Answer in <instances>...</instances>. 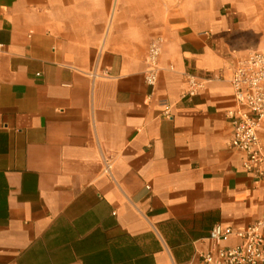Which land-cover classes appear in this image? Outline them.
<instances>
[{
  "label": "crops",
  "instance_id": "crops-1",
  "mask_svg": "<svg viewBox=\"0 0 264 264\" xmlns=\"http://www.w3.org/2000/svg\"><path fill=\"white\" fill-rule=\"evenodd\" d=\"M251 52L264 0H0V264H204L258 220L226 116Z\"/></svg>",
  "mask_w": 264,
  "mask_h": 264
},
{
  "label": "built area",
  "instance_id": "built-area-1",
  "mask_svg": "<svg viewBox=\"0 0 264 264\" xmlns=\"http://www.w3.org/2000/svg\"><path fill=\"white\" fill-rule=\"evenodd\" d=\"M161 38L150 41L145 59V82L153 87L159 72ZM233 90L234 107L227 113L231 124L230 149L244 156L243 168L254 179H264V147L259 132L264 124V53L251 52L229 68ZM188 96H194L203 87L204 81L186 74ZM168 114V111H165ZM110 170L106 164L105 171ZM264 214L252 225L241 229L214 225L208 239L211 247L199 258L204 264H264ZM236 238L234 246L224 244Z\"/></svg>",
  "mask_w": 264,
  "mask_h": 264
}]
</instances>
